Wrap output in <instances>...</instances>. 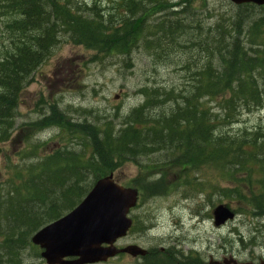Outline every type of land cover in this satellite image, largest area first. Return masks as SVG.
<instances>
[{
    "label": "trees",
    "instance_id": "1",
    "mask_svg": "<svg viewBox=\"0 0 264 264\" xmlns=\"http://www.w3.org/2000/svg\"><path fill=\"white\" fill-rule=\"evenodd\" d=\"M95 1L0 0L7 38L0 50V148L9 140L25 86L61 41L93 51L95 59L130 57L138 47L160 58L182 50L184 86L143 90L145 101L118 129L109 121H69L53 115L55 110L36 122L56 128V137L67 145L45 154L46 141L25 138L30 147L9 165L11 177L0 184V264H22L29 248L39 258L30 242L35 232L72 210L97 179L157 152L175 158L187 174L212 168L217 179L229 180L226 188L209 181L220 199L245 201L251 216L264 217V130L224 131L242 112L264 109V14L251 11L264 7L241 5L231 18L221 16L205 26L193 15L196 0ZM153 106L158 113H148ZM152 162L159 171L165 163ZM142 169L139 180L131 182L142 200L167 192L163 177L146 182L149 166ZM187 174L177 185L184 197L205 184ZM240 176L244 179H236Z\"/></svg>",
    "mask_w": 264,
    "mask_h": 264
},
{
    "label": "rangeland",
    "instance_id": "2",
    "mask_svg": "<svg viewBox=\"0 0 264 264\" xmlns=\"http://www.w3.org/2000/svg\"><path fill=\"white\" fill-rule=\"evenodd\" d=\"M80 1L92 3L94 0ZM96 1L107 4L110 0ZM196 2L198 8L193 11V15L205 26H210L221 16L231 18L233 13L238 11V7L227 0ZM251 11H257L258 15L264 14V9L255 8ZM4 19L5 17L0 16V50L6 45L7 39L3 26ZM94 56L95 53L91 50L61 41L33 73L17 106L9 140L0 148V184L11 177L9 165L18 162L19 154L24 148L30 147L26 141L24 142L25 138L31 143L46 141L48 145L42 151L45 154L67 145V141L64 143L56 137L58 135L56 128L34 125L51 116L52 110H55L53 115L61 113L69 121L79 123L87 121L99 125L109 121L118 129L124 117L145 101L143 90L172 88L180 91L184 86L185 74L181 72L179 66L180 61L186 57L182 50L175 49L170 56L163 58H160V55L146 53L140 47L133 50L130 57L108 56L95 59ZM168 107L169 105H165L166 111ZM153 108L155 107L153 106L151 111L148 109V113H158ZM255 127L264 130V109L250 113L242 112L238 122L232 127H225L224 131L232 133L239 129ZM51 137L52 140H48ZM75 147L73 144V148ZM4 151L7 156L3 155ZM174 159L167 160L164 154L157 152L147 157H138L137 164L125 162L113 172L114 180L118 184L131 187V182L139 180L144 174L142 167L147 165L149 177L146 182H156L163 177L164 185L168 188L167 192L162 190L161 193L146 196L144 200L139 198L138 210L134 215L140 218L137 223H142L143 228L136 232L134 227L119 245L133 244L146 250L148 247L162 244L164 239L160 238L168 237L171 232L174 236H181L186 243L194 244L202 252H209L219 261L229 258V255L234 259L239 258V262L248 257V254L259 256L260 249L263 248L260 232L264 231L261 229L263 224L261 220L251 216L245 201L220 199L209 186L211 184L209 181H212L215 185L220 183L223 188L230 187L228 183H224L229 180L220 181L216 178L214 170L207 167H201L198 173L190 171L187 174L173 162ZM151 161L165 163L159 171L154 170ZM148 162L150 164H147ZM139 163L144 166H140ZM185 174L189 179L195 178L194 183L196 180L205 183L203 188L190 190L187 197H184L182 190L177 188L178 180ZM236 179L243 180L244 176ZM90 184L91 180L87 179L86 186ZM214 184L211 185L214 187ZM246 189L247 186L242 184L240 187L242 195H245ZM205 192L206 194H203ZM218 204H226L234 209L236 218L223 227L215 228L212 225L211 213ZM34 252L35 249L26 250L22 254L24 260L22 264H42ZM138 263L139 261L120 258L107 264Z\"/></svg>",
    "mask_w": 264,
    "mask_h": 264
},
{
    "label": "water",
    "instance_id": "3",
    "mask_svg": "<svg viewBox=\"0 0 264 264\" xmlns=\"http://www.w3.org/2000/svg\"><path fill=\"white\" fill-rule=\"evenodd\" d=\"M228 1L234 5L264 6V0ZM136 200L137 191L119 186L110 174L97 180L72 211L38 230L31 242L43 250L41 257L46 264H93L104 262L117 252L143 256L146 251L138 246H126L120 251L114 246L131 226L127 213ZM212 214L216 227L234 217L225 205L216 206ZM65 258L74 259L66 261Z\"/></svg>",
    "mask_w": 264,
    "mask_h": 264
},
{
    "label": "flooded vegetation",
    "instance_id": "4",
    "mask_svg": "<svg viewBox=\"0 0 264 264\" xmlns=\"http://www.w3.org/2000/svg\"><path fill=\"white\" fill-rule=\"evenodd\" d=\"M137 210L138 205L128 212V217L131 220V227L128 233L133 230L134 227L136 232H140L143 228L142 223H137L140 218L134 215V212ZM260 220L263 223H261V229L264 230V218ZM212 225L214 227L213 217ZM260 236L263 241V248L260 249L259 256H249L248 254V257H244L242 262H239V258L234 259L231 255H229V258H223L219 261L218 258L212 256L209 252H202L201 249L197 248L194 244H188L181 236H174L170 232L168 237L160 238L162 240L164 239L162 244H158L157 247H148L146 249V254L142 257L132 258L127 254L118 252L113 258L108 259L106 263L102 264H107L110 261L120 258L139 261L138 264H235V261L238 263L264 264V231L260 232ZM116 248L120 250L122 247L117 246Z\"/></svg>",
    "mask_w": 264,
    "mask_h": 264
},
{
    "label": "bare ground",
    "instance_id": "5",
    "mask_svg": "<svg viewBox=\"0 0 264 264\" xmlns=\"http://www.w3.org/2000/svg\"><path fill=\"white\" fill-rule=\"evenodd\" d=\"M95 2H96V1H95ZM175 9H177V8H175ZM230 51H231V50H230ZM176 96H177V95H176ZM180 96L182 97V95H180ZM180 96H179V97H180ZM184 97H186V96L183 95L182 98H184ZM177 99H178V98H177ZM184 99H185V98H184ZM182 100H183V99H182ZM161 101H162V100H161ZM180 101H181V99H180ZM175 102H176V101H175ZM176 105H177V104H176ZM178 106H179V105H178ZM179 107H180V106H179ZM181 107H182V106H181ZM229 126H230V125H229ZM126 127H128V126H126ZM19 232H20V231H19Z\"/></svg>",
    "mask_w": 264,
    "mask_h": 264
}]
</instances>
